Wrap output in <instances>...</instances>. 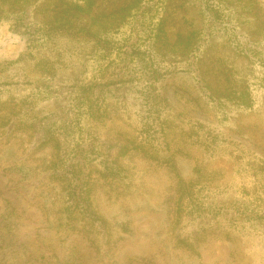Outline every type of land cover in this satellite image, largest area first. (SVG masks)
<instances>
[{
  "label": "rangeland",
  "instance_id": "1",
  "mask_svg": "<svg viewBox=\"0 0 264 264\" xmlns=\"http://www.w3.org/2000/svg\"><path fill=\"white\" fill-rule=\"evenodd\" d=\"M31 1L41 20L67 0ZM131 1L95 0L54 42L0 19V264H264V0H215L219 21L202 0H168L170 52L155 56L168 70L142 94L154 74L98 86L73 37ZM137 23L112 26L114 41ZM155 24L138 29L143 40ZM87 85L93 101L75 109ZM125 144L134 150L115 156ZM116 159L126 166L114 180L97 164Z\"/></svg>",
  "mask_w": 264,
  "mask_h": 264
},
{
  "label": "trees",
  "instance_id": "2",
  "mask_svg": "<svg viewBox=\"0 0 264 264\" xmlns=\"http://www.w3.org/2000/svg\"><path fill=\"white\" fill-rule=\"evenodd\" d=\"M63 1V0H59ZM31 0H3L0 1V19L2 18H14L17 17L16 24L23 28L24 34L28 35V39L33 43L37 40H44L45 42L55 41L58 37L68 35L69 22L67 21L68 17H72L75 12L80 11L77 15H82L84 13H91L92 5L95 3V0H76V1H63L64 7H56L54 12L49 14L47 17L34 18L29 15V10L36 11L37 4H32ZM148 3V6L144 4ZM157 3L156 9H148L151 5ZM168 0H132L126 7H121L118 10H114L111 13H105L98 16L92 17V23L87 26L79 29L77 36L80 39L85 40L87 48H89L91 55H93L94 61L97 63V73L95 75V80L97 81L98 86L102 87H114L116 89H127L130 86H133L137 77L143 76L145 74H154L149 79L145 80V83L142 84L140 90H137L140 94L145 91V88H152L156 85V81H160L164 78L166 74L165 68H158L155 66V56L156 55H165L170 52L167 50L170 43L167 41L166 29H165V18L168 7ZM202 4L205 8L206 13L212 17L215 21L222 20L221 9L215 4V0H202ZM1 5L7 6V10L1 8ZM155 11V13H154ZM67 13V16L64 14ZM157 15V16H156ZM30 17L32 20L28 19ZM76 17V16H75ZM157 17V18H156ZM142 20L141 23H137L139 20ZM155 24V33L149 34L147 39L142 38L139 32V28L151 24V21H156ZM71 22V19L69 20ZM114 21H117L114 24ZM134 26L133 33L125 37H120L119 39H113V35L110 34L109 29L112 26H116L119 30L126 25ZM15 25V24H14ZM72 37V36H71ZM146 40H150L155 45V49L147 47V51H142L141 45ZM31 46V43H29ZM131 64V65H130ZM129 67V68H128ZM86 96L83 100H80L74 104V108L88 110L90 107V102H92V95H94L93 90L91 91L90 85L84 86ZM153 97V96H152ZM165 98V97H164ZM167 101V98H165ZM168 102V101H167ZM71 113V111H68ZM81 113V112H79ZM79 113H77L79 115ZM171 127V122L167 120H161L159 124V129H157L161 137L165 138L167 130ZM36 129L39 127H35ZM32 133H34V129ZM65 140V139H64ZM111 148L118 146V143L113 142L114 139L110 138ZM56 151L58 158H63L66 154V141H61L59 138H56ZM109 151V154L111 153ZM134 150V147H130L127 144L123 145L120 150L116 151L118 157H123L126 153H130ZM115 152V149H113ZM121 159V158H120ZM82 165V166H81ZM81 173H83L84 164L81 163ZM126 165L118 162L116 159L114 162H102L101 165L97 164V168L106 172L110 170V174L107 178L110 179H119L123 172H118V167H124ZM78 178L84 183L87 177L82 174L78 175ZM77 180V179H76ZM74 184V182H73ZM81 191L85 187L83 184L76 185Z\"/></svg>",
  "mask_w": 264,
  "mask_h": 264
}]
</instances>
